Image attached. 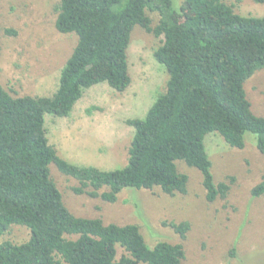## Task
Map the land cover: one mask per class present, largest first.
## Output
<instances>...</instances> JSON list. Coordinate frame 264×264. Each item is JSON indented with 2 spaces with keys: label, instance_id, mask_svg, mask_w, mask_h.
I'll list each match as a JSON object with an SVG mask.
<instances>
[{
  "label": "trees",
  "instance_id": "1",
  "mask_svg": "<svg viewBox=\"0 0 264 264\" xmlns=\"http://www.w3.org/2000/svg\"><path fill=\"white\" fill-rule=\"evenodd\" d=\"M56 10L55 28L74 33L76 44L53 93L12 95L0 83V235L12 225L29 231L21 242H0V264H183L181 243L150 246L135 223L74 215L50 166L77 181L75 193L113 203L125 188L186 193L181 160L200 171L208 201L225 197L230 183L214 182L204 136L215 131L243 148L250 132L264 153V116L252 111L244 89L264 67V15L237 13L223 0H59ZM152 14L159 16L155 24ZM135 25L158 38L153 56L167 80L143 117L126 119L134 133L125 165L101 169L64 159L49 143L45 113L68 116L97 83L123 92L131 82L127 48ZM251 193L264 194V173ZM163 223L181 237L189 229L186 221Z\"/></svg>",
  "mask_w": 264,
  "mask_h": 264
},
{
  "label": "rangeland",
  "instance_id": "2",
  "mask_svg": "<svg viewBox=\"0 0 264 264\" xmlns=\"http://www.w3.org/2000/svg\"><path fill=\"white\" fill-rule=\"evenodd\" d=\"M223 1L237 13L264 15V1ZM58 3L0 0V83L12 95L50 96L56 89L60 69L76 44L74 33L63 34L55 28ZM151 17L152 24L157 23L158 14ZM6 28L14 33L5 32ZM158 44V38L135 25L127 48L131 82L123 92L97 83L83 92L68 116L45 113L49 143L59 156L101 169L125 165L134 133L126 119L143 117L167 80L163 65L153 56ZM244 89L252 111L264 116V67L246 80ZM244 142L243 148H235L215 131L204 136L214 182L230 183L226 196L213 201L206 199L200 171L181 160L176 165L188 176L186 193L125 188L113 203L75 193L72 187L77 181L55 165L50 166V173L74 215L100 217L104 223H135L150 246L159 240L181 243L183 264H264V194L251 193L264 173V153L255 146L254 134L246 132ZM182 221L189 224L185 237L163 223ZM4 235L0 242L6 237L21 242L29 231L12 225ZM122 251L117 247V256Z\"/></svg>",
  "mask_w": 264,
  "mask_h": 264
}]
</instances>
